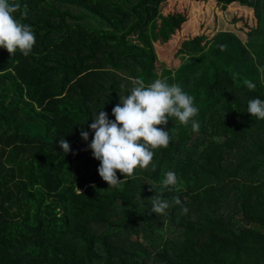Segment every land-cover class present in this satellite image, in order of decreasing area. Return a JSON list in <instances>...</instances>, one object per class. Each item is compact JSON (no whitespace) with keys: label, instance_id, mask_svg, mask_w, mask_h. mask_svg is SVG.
<instances>
[{"label":"trees","instance_id":"obj_1","mask_svg":"<svg viewBox=\"0 0 264 264\" xmlns=\"http://www.w3.org/2000/svg\"><path fill=\"white\" fill-rule=\"evenodd\" d=\"M10 2L35 45L0 48V264H264V120L247 113L264 100V0ZM136 77L193 96L199 131L169 118L168 147L108 188L89 125ZM167 171L186 215L151 213Z\"/></svg>","mask_w":264,"mask_h":264},{"label":"clouds","instance_id":"obj_2","mask_svg":"<svg viewBox=\"0 0 264 264\" xmlns=\"http://www.w3.org/2000/svg\"><path fill=\"white\" fill-rule=\"evenodd\" d=\"M20 9L18 3L0 0V48L10 56L19 51L27 57L35 45V34L30 25L23 23L27 17L26 6L22 12ZM219 47L223 50L225 45ZM233 79H237L236 73H233ZM129 80V94L119 97V102L112 108L114 120H110L108 113L102 110L89 125L93 135L88 149L92 157L99 161L97 172L108 188L126 182L117 177V172L124 177H132L135 169H145L152 163L155 150L168 147L171 136L163 126L168 124L169 118L185 127L191 122L192 131H199V123L194 119L199 112L194 97L178 84H170L166 78H156L150 83H146L142 77ZM243 84L249 91L256 89L251 80L245 79ZM247 113L264 120V100L250 99ZM80 135L82 140L88 141L89 132L84 131L83 127ZM58 145L65 154L71 150L64 139L59 140ZM177 183L178 177L174 171L164 173L157 194L148 199L151 213L164 215L166 210L179 206L181 213L187 214L188 209L183 207L179 197L173 196L171 200L163 198L164 191ZM149 190L152 191L151 188ZM77 191L81 194L78 188Z\"/></svg>","mask_w":264,"mask_h":264}]
</instances>
